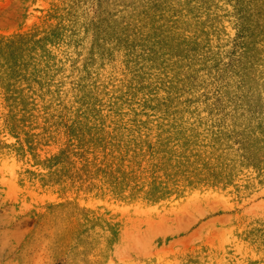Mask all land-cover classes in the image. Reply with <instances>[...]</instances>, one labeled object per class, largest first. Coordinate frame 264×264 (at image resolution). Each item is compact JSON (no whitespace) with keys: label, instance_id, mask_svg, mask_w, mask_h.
I'll list each match as a JSON object with an SVG mask.
<instances>
[{"label":"rangeland","instance_id":"374dc122","mask_svg":"<svg viewBox=\"0 0 264 264\" xmlns=\"http://www.w3.org/2000/svg\"><path fill=\"white\" fill-rule=\"evenodd\" d=\"M0 168V264H264V0H0Z\"/></svg>","mask_w":264,"mask_h":264},{"label":"bare ground","instance_id":"6f19581e","mask_svg":"<svg viewBox=\"0 0 264 264\" xmlns=\"http://www.w3.org/2000/svg\"><path fill=\"white\" fill-rule=\"evenodd\" d=\"M3 164H4V162H3ZM10 165H12V163H10ZM7 166H9V165H7ZM7 166H5L6 168H8ZM12 168V167H11ZM2 169L0 168V171H1ZM9 175V177L8 178H5L4 180H11V178H12V176H13V172H11V169H10V173L8 174ZM2 177H4V176H2ZM15 179V178H14ZM13 181V180H12ZM10 182V181H9Z\"/></svg>","mask_w":264,"mask_h":264}]
</instances>
